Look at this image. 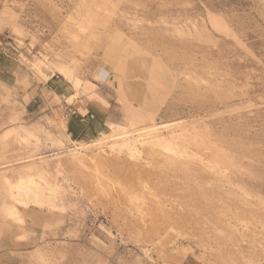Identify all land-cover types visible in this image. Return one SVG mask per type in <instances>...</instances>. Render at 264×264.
<instances>
[{"label":"rangeland","instance_id":"rangeland-1","mask_svg":"<svg viewBox=\"0 0 264 264\" xmlns=\"http://www.w3.org/2000/svg\"><path fill=\"white\" fill-rule=\"evenodd\" d=\"M124 1L0 0V264H264V0Z\"/></svg>","mask_w":264,"mask_h":264},{"label":"bare ground","instance_id":"bare-ground-1","mask_svg":"<svg viewBox=\"0 0 264 264\" xmlns=\"http://www.w3.org/2000/svg\"><path fill=\"white\" fill-rule=\"evenodd\" d=\"M98 1V0H97ZM116 1H118V0H115V2ZM122 1H124V0H122ZM95 2V1H94ZM125 2V1H124ZM94 4V3H93ZM100 4V3H99ZM126 4V3H125ZM96 5H98V4H96ZM116 7H117V5H116ZM93 8V7H92ZM91 9V8H90ZM125 9V8H124ZM94 10V9H93ZM92 11V10H91ZM117 11V10H116ZM87 12V11H86ZM89 12V11H88ZM118 12H119V10H118ZM121 12H122V10H121ZM120 13V12H119ZM90 14L92 15V13L90 12ZM122 14V13H121ZM87 15H89V14H87ZM117 15H118V13H117ZM91 17V16H90ZM92 18V17H91ZM90 20V19H89ZM92 20V19H91ZM90 20V21H91ZM93 21V20H92ZM91 21V22H92ZM84 22H85V20H84ZM89 22V21H88ZM87 22V23H88ZM83 23V22H82ZM81 22H80V24H82ZM88 25H89V23H88ZM85 26V25H84ZM88 27V26H87ZM77 28V27H76ZM80 28V27H79ZM85 28H86V26H85ZM79 30V29H78ZM87 30V29H86ZM86 30H84V32L86 31ZM76 32V31H75ZM83 32V31H82ZM80 33H81V31H80ZM83 35V34H82ZM155 46V45H154ZM101 69L97 72V74H96V79L98 78L100 81H102V82H106V81H109L110 79H111V77H112V73H111V71L110 70H108L107 68H105V67H100ZM114 72V71H113ZM195 77V76H194ZM117 78H119L118 76H117ZM194 79V78H193ZM117 80V79H116ZM119 80V79H118ZM117 80V81H118ZM194 81V80H193ZM196 82V81H195ZM121 83V82H120ZM119 83V84H120ZM190 83V82H189ZM191 95V94H190ZM193 99V98H192ZM104 104V103H103ZM158 132H159V130H156V129H153V130H151L148 134L149 135H154L153 136V138H152V140L154 139V138H156L154 141H152L151 140V144L152 145H158L157 147H159V145H161V139H159V135H158ZM147 134V135H148ZM148 135V136H149ZM142 136V135H141ZM196 144V143H195ZM163 145H165V144H163ZM197 145V144H196ZM148 146V145H147ZM171 146V145H170ZM150 147V146H149ZM165 147V146H164ZM151 148V147H150ZM162 148V147H161ZM154 149H155V147H154ZM170 150H172V149H170ZM153 151V150H152ZM173 151V150H172ZM170 153V152H169ZM176 154H178V152H176ZM74 158H77V154L76 155H74ZM79 163H81V160H79L78 158L76 159ZM159 163H161V161H158ZM165 163H163L164 165H163V167H165L166 169L167 168H170V167H174L173 169H175V167H179L178 169L179 170H181L180 168H183V170H188L187 168H189V166H183V164H181V163H179V162H177V161H175V160H173V158H167L166 159V161H164ZM186 162V161H185ZM201 164V163H200ZM169 167H168V166ZM177 169V170H178ZM207 170V169H206ZM139 177H140V175H139ZM142 179H143V177H142ZM141 179V180H142ZM9 189H10V191H11V195H12V197H13V199H14V205H15V207H13V210L11 211V213L15 216L16 214H17V211H18V207L19 206H24V207H28V206H30V205H39V206H41V205H43V203L45 202V201H48V202H52L53 201V198H49V197H47L46 196V194H45V191H44V189L43 188H41L40 186H39V184L38 183H36L35 181H32V180H29V181H25V182H21V183H19L18 185H16V187H14V188H12L11 186L9 187ZM17 190V193H15L14 191H16ZM186 209V208H185ZM188 211V210H187ZM199 212V211H198ZM201 212V211H200ZM199 212V213H200ZM216 212V211H215ZM217 212H219V211H217ZM206 213V212H205ZM211 213V212H210ZM183 214V213H182ZM214 214V213H213ZM184 215V214H183ZM157 218V217H156ZM159 218V217H158ZM162 218H164V217H162ZM208 249L210 248V247H207ZM222 249V248H221ZM219 253H220V251L221 250H218V248L216 249ZM223 250V249H222ZM188 250L186 249V252H183V254H181L182 255V258H186V256L190 253V251H188ZM210 251H211V249H210ZM225 251V250H224ZM227 251V250H226ZM225 251V252H226ZM231 251V250H230ZM214 252V251H213ZM217 252V253H218ZM215 253V252H214ZM223 253V252H222ZM222 253H220V254H222ZM213 254V253H212ZM224 254V257H226L225 255H227V257H228V253L226 254V253H223ZM214 256L216 255V254H213ZM219 255V254H218ZM202 256V255H201ZM217 256V255H216ZM220 256V255H219ZM222 257H223V255H221ZM221 257V258H222ZM230 257V256H229ZM217 258V257H216ZM220 258V257H219ZM219 258H218V260H219ZM225 259V258H224ZM226 260H228V259H226ZM229 261V264H232V262L230 261V260H228ZM233 262L235 261V260H232ZM223 262H225L226 263V261H223Z\"/></svg>","mask_w":264,"mask_h":264},{"label":"crops","instance_id":"crops-1","mask_svg":"<svg viewBox=\"0 0 264 264\" xmlns=\"http://www.w3.org/2000/svg\"><path fill=\"white\" fill-rule=\"evenodd\" d=\"M59 70L64 73L67 71V68L64 66L59 68ZM55 77L58 79L57 76H52L48 82L47 87L48 90H50L54 95L60 96L63 99H68L70 96L68 89L60 86L59 82L55 81ZM61 82V81H60ZM105 110L101 107H97L96 105L92 104L91 102H87L86 104H81L76 107L75 111H73L71 114L68 115V131L75 141H82V140H92L91 136L92 133H95L99 135L104 130V127L107 126V119L105 117ZM99 125V129H98ZM83 126H89V129H87L86 134L80 133V129H82ZM83 132V129L81 130ZM86 132V129H85ZM91 135H90V133ZM35 214L30 217V219L35 220Z\"/></svg>","mask_w":264,"mask_h":264},{"label":"trees","instance_id":"trees-1","mask_svg":"<svg viewBox=\"0 0 264 264\" xmlns=\"http://www.w3.org/2000/svg\"><path fill=\"white\" fill-rule=\"evenodd\" d=\"M77 140V138H75Z\"/></svg>","mask_w":264,"mask_h":264}]
</instances>
